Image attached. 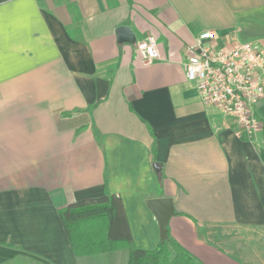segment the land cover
<instances>
[{"label": "crops", "instance_id": "crops-1", "mask_svg": "<svg viewBox=\"0 0 264 264\" xmlns=\"http://www.w3.org/2000/svg\"><path fill=\"white\" fill-rule=\"evenodd\" d=\"M204 30L264 48V0H0V264H128L106 218L75 235L108 248L77 254L59 215L107 190L139 248L161 242L148 200L170 197L202 264H264V102L248 134L202 100L184 63Z\"/></svg>", "mask_w": 264, "mask_h": 264}, {"label": "built area", "instance_id": "built-area-1", "mask_svg": "<svg viewBox=\"0 0 264 264\" xmlns=\"http://www.w3.org/2000/svg\"><path fill=\"white\" fill-rule=\"evenodd\" d=\"M216 33L204 30L187 48L186 78L206 104L216 105L237 122L240 131L259 132L263 122L257 107L264 102V48L254 42L215 43ZM146 60L160 56L154 37L138 43Z\"/></svg>", "mask_w": 264, "mask_h": 264}, {"label": "trees", "instance_id": "trees-1", "mask_svg": "<svg viewBox=\"0 0 264 264\" xmlns=\"http://www.w3.org/2000/svg\"><path fill=\"white\" fill-rule=\"evenodd\" d=\"M59 215L77 254H89L101 251L103 246L87 235L82 244L75 235L78 223L95 218H106L108 242L124 241L129 248L128 264H202L201 261L170 233L155 249H143L136 246L124 203L120 195L106 191L103 196L86 198L69 203L59 209Z\"/></svg>", "mask_w": 264, "mask_h": 264}, {"label": "water", "instance_id": "water-1", "mask_svg": "<svg viewBox=\"0 0 264 264\" xmlns=\"http://www.w3.org/2000/svg\"><path fill=\"white\" fill-rule=\"evenodd\" d=\"M126 27H120L122 31ZM148 207L156 215L160 226L161 241L168 237V228L171 217L174 215V204L170 197H156L148 200Z\"/></svg>", "mask_w": 264, "mask_h": 264}, {"label": "rangeland", "instance_id": "rangeland-1", "mask_svg": "<svg viewBox=\"0 0 264 264\" xmlns=\"http://www.w3.org/2000/svg\"><path fill=\"white\" fill-rule=\"evenodd\" d=\"M260 243H261V245H263L264 242H260ZM262 247H263V246H262Z\"/></svg>", "mask_w": 264, "mask_h": 264}]
</instances>
